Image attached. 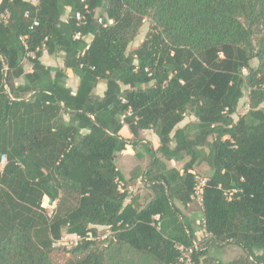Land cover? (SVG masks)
I'll return each mask as SVG.
<instances>
[{"label":"trees","instance_id":"trees-1","mask_svg":"<svg viewBox=\"0 0 264 264\" xmlns=\"http://www.w3.org/2000/svg\"><path fill=\"white\" fill-rule=\"evenodd\" d=\"M146 18L151 29L129 50ZM44 51L64 53V68L80 78L76 91L65 70L42 61ZM246 84L250 109L235 120ZM263 102L264 0H1L0 264H58L64 231L81 236L65 264H185L176 243L195 241L194 264H264ZM188 112L198 119L194 133L177 127ZM126 124L158 135L155 155L189 156L183 172L157 173L147 202L120 185ZM200 161L210 178L203 239L181 208L194 199ZM45 196L57 200L52 215ZM99 226L112 233L101 238ZM224 243L243 254L213 262L209 245Z\"/></svg>","mask_w":264,"mask_h":264},{"label":"rangeland","instance_id":"rangeland-1","mask_svg":"<svg viewBox=\"0 0 264 264\" xmlns=\"http://www.w3.org/2000/svg\"><path fill=\"white\" fill-rule=\"evenodd\" d=\"M100 15L101 14L98 12L97 17L101 19ZM65 16L66 14L63 17ZM151 27H152L151 20L149 18H146L143 21V24L136 38L131 42L129 46V50L138 47L144 41ZM255 42H257V37L255 38ZM258 63L259 60L257 58L252 59V65L256 66L258 65ZM24 64L26 71H28L27 69H30L31 63L25 60ZM244 73L248 75L249 71L245 70ZM18 81H22V79H19ZM250 89L251 88L247 84L243 88L244 95L239 102L237 113L234 115L235 120H237L241 115L245 114L250 109V95H251ZM261 107L264 108V102L261 104ZM197 121L198 119L196 118V116L193 115L192 112H188L185 119L181 123H179L177 127H181L189 124L192 128L191 133H194L196 130H194L193 124L196 123ZM125 126L128 128L130 133L129 138H127L128 144L130 142V139H135L136 141L134 142L135 145L139 144V146L143 148V150L148 151L150 149L149 148L150 145L154 143V135L152 137V133L147 132L145 136H141L142 130L136 135L131 131L129 125L126 124ZM213 139H214V135H210L208 137V141H212ZM172 145H174V143ZM203 150L208 151V147L204 146L202 148V151ZM159 155H160L159 160L157 163H155L153 160L155 153L148 151V154L146 155L147 156L146 166L144 168H142L141 166L139 173L136 176H134L135 179L133 180L132 178H130L129 180L130 182H128L126 186L128 191H131L132 189L142 194L145 201H148V199L153 198L157 194L156 186L154 184L157 179L156 175H158L161 172L168 171L169 169L172 168L179 169L181 170V172H183V167L185 163L189 160V156H186L184 160H181V162H177L176 165L173 166L171 162L170 164H168V162H164V160L162 159L164 156L162 154ZM116 163L118 166V155H117ZM193 171H195L200 175L207 176L209 167L204 162L200 161L196 163V167ZM121 185L124 186L123 183H121ZM44 204L47 205V202L44 201ZM178 204L181 205L180 203ZM181 208L183 210L184 215L190 219L192 228L193 229L195 228L197 231H199V233H197L199 234L197 237H201V239L205 238L206 232L202 229L203 227L200 225L201 222L199 223L200 219H202L203 217V211L199 206V204L197 203V201L193 199L189 205L185 207L181 206ZM47 209L48 211H50L51 208L48 207ZM98 229H99V236L101 238L106 236V234L110 235L112 233L110 228L106 226H99ZM77 239L78 238L74 236V237L66 238L65 240H62L60 242H57L55 246L56 250L53 254V258L56 263L58 264L66 263L68 257L70 256V252L65 251V249H71L75 245ZM208 249H209V255L213 258V262L231 261L236 256L242 255L244 252V249L240 245L235 243L213 244V245H209Z\"/></svg>","mask_w":264,"mask_h":264},{"label":"crops","instance_id":"crops-1","mask_svg":"<svg viewBox=\"0 0 264 264\" xmlns=\"http://www.w3.org/2000/svg\"><path fill=\"white\" fill-rule=\"evenodd\" d=\"M0 2H1V0H0ZM69 12H70V8H68L66 16L64 17V19L68 18ZM92 38H93L92 34L86 36V40L89 43L91 42ZM63 55H64L63 52H60V53L56 54V56H55V54H50L47 51H44L41 59L47 66H50L53 69L62 68L63 70H65L67 73V78H66L67 85L70 86L73 89V91H76L77 88L79 87V84H80V78L78 75H76L73 72L72 69L64 68V57H63ZM30 66H31L30 69H27L28 71L31 70V68H32V65H30ZM106 88H107V83H106V81L102 80V81H100V83L96 87L95 93L99 96H103ZM147 132H151L152 137L154 135V143L150 145V147H149L150 149L148 151L155 153L156 150L158 149L159 145H160L159 137L152 129L142 130L141 136H145L147 134ZM121 133L125 138H129V136H130L129 130L125 125H124ZM134 142H136L135 139H130V142H129V144H127L126 148L123 151H121L120 153H118V168L123 172V174L125 176V181L123 182V184H124V187L126 189H127L126 186H127L128 182H130L129 181L130 178H132L134 180L135 179L134 176H136L139 173L141 166H142V168H144L146 166V157H147L146 155L148 154V151L143 150V148H141L139 146V144L135 145ZM159 156L160 155L157 153L154 156L153 160L155 161V159L159 158ZM162 159L164 160V162H168V164H170V162H171V164L173 166L176 165L177 162H181V161L175 160V159L170 160V159H167L165 157H163ZM129 192L130 193H138L132 189ZM141 196L143 197L142 194H141ZM151 199H148V201H150ZM143 201L147 202V201H145L144 197H143Z\"/></svg>","mask_w":264,"mask_h":264},{"label":"built area","instance_id":"built-area-1","mask_svg":"<svg viewBox=\"0 0 264 264\" xmlns=\"http://www.w3.org/2000/svg\"><path fill=\"white\" fill-rule=\"evenodd\" d=\"M30 1L34 4L39 3V0H30ZM26 14L28 15L29 12H26ZM2 17L5 21H7L8 14L7 13L3 14ZM78 19L80 20V22H83V23L85 22V16L81 15L80 13H78ZM37 25H39V20L35 18L32 25H31V28L33 29ZM80 35H81V33L78 32V33H76L75 36L80 37ZM21 38L23 39V41H25V37H21ZM89 44L90 43L88 42L86 49L89 48ZM6 162H7V155L3 154L0 158V175L4 169ZM194 174H195V186H194L193 198H194V200L197 201V203L199 204L201 209H203L204 191H205V187H206L208 181L210 180V178L208 176H203V175L197 174L196 172H194ZM236 190L237 189H231L227 192V196L229 199L232 198V196ZM44 201L47 202V205L44 204ZM56 205H57V200L51 201L48 196L44 197L43 202H42V206L47 210L49 215L53 214L54 209L56 208ZM48 207L51 208L50 211H48V209H47ZM156 217L158 218V216H156ZM201 221L205 225V220L201 219L199 221V223ZM111 232H112V230H111ZM108 235L109 234H106V236H104V237H107ZM74 236L76 238H78L77 241L75 242V244H76L81 239V236H79L77 234L67 233V232H65L64 235L62 236V238L57 242H60L62 240H65L66 238L74 237ZM104 237H102V238H104ZM95 238L96 237L94 236L92 231H89L87 233V239H95ZM57 242L55 243V246H56ZM176 248L180 252L181 261L185 262V264H194L193 252H194V250L199 249V243L198 242L195 241V242H193L192 245H189V246L185 245L183 243H176Z\"/></svg>","mask_w":264,"mask_h":264},{"label":"water","instance_id":"water-1","mask_svg":"<svg viewBox=\"0 0 264 264\" xmlns=\"http://www.w3.org/2000/svg\"><path fill=\"white\" fill-rule=\"evenodd\" d=\"M104 20H102V22H103ZM250 75L248 74V77H249Z\"/></svg>","mask_w":264,"mask_h":264}]
</instances>
